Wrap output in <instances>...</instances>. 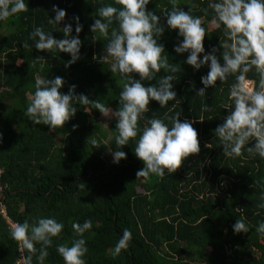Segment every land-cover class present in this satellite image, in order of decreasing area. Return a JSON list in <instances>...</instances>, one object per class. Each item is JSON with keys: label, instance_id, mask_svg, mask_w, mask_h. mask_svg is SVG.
Masks as SVG:
<instances>
[{"label": "trees", "instance_id": "16d2710c", "mask_svg": "<svg viewBox=\"0 0 264 264\" xmlns=\"http://www.w3.org/2000/svg\"><path fill=\"white\" fill-rule=\"evenodd\" d=\"M209 2L212 0H176L177 7L201 18L206 29L205 53L219 48L220 40L225 39L222 27L208 26L214 15L211 9L204 11ZM25 3L27 11L0 21V167L1 180L7 185L2 202L6 213L17 223L54 218L64 224L60 236L53 238L47 249L49 255L44 264H64L57 245L71 246L76 238L72 224L86 220L92 222L83 237L88 249L86 264H264V236L256 232L264 222V208L259 207L264 203V159L251 158L246 150L236 158L223 155L215 129L228 114L224 106L230 103L229 89L235 78L218 81L215 88L207 89L206 96L196 95L204 87L201 77L207 75L209 68L205 65L195 70L186 63L188 53L174 51L183 38L178 30L166 26L164 13L172 10L171 0H150L147 10L165 25L158 41L165 48L162 55L180 69L172 82L176 99L163 108L151 101L150 111L143 114L138 127L142 131L150 118L162 119L171 127L166 117L181 112V122H193L201 151L185 159L176 173L169 175L165 170L163 178H137V171L144 167L134 152L139 133L119 149L126 153V159L114 163L117 120L113 118L104 128L100 119L106 117L92 105L74 102L75 116L55 132L46 125H34L25 114L36 78L57 76L65 81L62 93L67 94L75 85L76 95L83 94L90 101L118 110L119 94L126 80L119 72H111V60L103 59L107 39L91 32L98 9L117 6L114 0ZM54 6L66 11L59 25L48 23L55 18ZM75 17H79L82 26L78 37L82 42L80 58L66 68L69 54L38 51L29 34L42 27L54 38L63 39L62 29L71 24V35L76 36ZM25 42L27 49L23 47ZM166 74L162 69L154 80L142 83L151 86ZM247 78L258 80L254 72L248 73ZM206 106L212 110L205 111ZM73 125L77 127L74 129ZM107 134L110 159L102 157L96 147ZM237 219L245 222L247 233L234 232ZM124 229L131 232L132 239L127 249L114 255ZM10 232L0 216V264H17L21 255ZM36 247L39 249L40 245ZM33 264H38L35 257Z\"/></svg>", "mask_w": 264, "mask_h": 264}, {"label": "clouds", "instance_id": "9594fccd", "mask_svg": "<svg viewBox=\"0 0 264 264\" xmlns=\"http://www.w3.org/2000/svg\"><path fill=\"white\" fill-rule=\"evenodd\" d=\"M150 0H114L113 5L98 9V19L91 25L93 34L99 33L107 39L104 60H111V72L119 74L126 80L119 94V108L113 111L99 101H90L83 94H75V85L70 86L67 94L60 89L65 81L57 76L54 79L35 80V91L30 96L26 115L34 125H46L55 132L63 128L76 114L74 102L82 105H92L106 118H115L117 135L115 143L117 150L112 152L114 163L126 159V153L119 149L128 145L131 139L136 142L135 155L144 164L143 169L136 173L137 178L156 175H169L181 168L185 159L198 155L201 151L198 132L192 126L193 122L179 119L181 112H176L166 118L171 127L159 118L147 119L142 131L138 121L144 118V113L150 111L151 101L159 103L161 108L176 99L173 81L180 69L174 63H169L163 44L159 43L165 31V25L160 23V17L147 10ZM172 10L166 11V26L170 30H178L182 41L175 46L177 54L188 53L186 63L199 70L207 65V75L201 77L204 87L196 91L197 96H206L209 87L215 88L217 82L224 83L234 77L230 86L229 104L224 107L228 114L223 123L215 129V136L222 145L223 155L236 158L246 150L249 157L264 159V0H212L208 9L214 13L211 23L215 28L223 29L225 39L220 40V47H213L205 53L204 39L206 29L202 26L200 17H194L189 11L177 7L176 0H171ZM25 0H0V21L27 11ZM55 18L49 19V24L59 25L66 17V11L53 7ZM76 20V36H72L71 24H67L62 32L63 39H56L51 32H45L42 27H36L29 39L35 41V48L41 52L67 53L71 59L65 64L69 67L80 57L82 31L79 17ZM115 25V27H112ZM111 33L109 35V29ZM38 38V39H37ZM93 39L96 40L95 35ZM27 49V42L23 44ZM222 49V51H221ZM220 52V57L217 56ZM201 54L203 58L201 59ZM95 58V57H94ZM222 58V62H221ZM39 59H44L40 56ZM168 73L156 80L155 84L145 86L142 81H152L161 70ZM254 72L258 77L256 82H250L247 74ZM139 78H134V75ZM208 106L205 111H211ZM199 119V122H202ZM77 126L73 125L75 129ZM2 142V134H0ZM247 146V147H246ZM210 147V144L206 145ZM3 199V198H2ZM264 208V203L259 205ZM92 227L90 220L73 223L74 238L71 246L57 245V252L63 258L64 264H86L87 254L84 234ZM64 224L54 218H39L30 224L11 225V238L17 242L20 259L17 264H33V257L38 264H44L49 255L47 249L52 246L53 238H58ZM236 234L247 233L249 228L242 219H237L233 225ZM256 232L264 236V222L256 228ZM132 239L128 229L123 230L122 237L117 242L114 255L122 249H127ZM40 248L37 249L36 245ZM26 253V255H25Z\"/></svg>", "mask_w": 264, "mask_h": 264}, {"label": "built area", "instance_id": "2783aa9c", "mask_svg": "<svg viewBox=\"0 0 264 264\" xmlns=\"http://www.w3.org/2000/svg\"><path fill=\"white\" fill-rule=\"evenodd\" d=\"M250 81V80H249ZM252 82V81H250ZM1 175H2V168L0 167V196L4 193V191L7 188V185L2 182L1 180ZM3 199H0V216L5 224V226L8 229H11V225L13 223H17L16 221H14L7 213H6V206L5 204L2 202ZM20 259V258H19Z\"/></svg>", "mask_w": 264, "mask_h": 264}, {"label": "rangeland", "instance_id": "374dc122", "mask_svg": "<svg viewBox=\"0 0 264 264\" xmlns=\"http://www.w3.org/2000/svg\"><path fill=\"white\" fill-rule=\"evenodd\" d=\"M208 26L211 27L212 23H208ZM113 118H101L100 122L102 123V126L106 128L109 124V121L112 120ZM109 138V134H107L104 138L101 139L100 144H97L96 147L97 149L100 148L99 153L101 154L102 157H105L106 159H110L109 151H107V140ZM101 145V147H100ZM95 147V149H96Z\"/></svg>", "mask_w": 264, "mask_h": 264}, {"label": "water", "instance_id": "95a60500", "mask_svg": "<svg viewBox=\"0 0 264 264\" xmlns=\"http://www.w3.org/2000/svg\"><path fill=\"white\" fill-rule=\"evenodd\" d=\"M5 196V193H3L1 196H0V199L4 198Z\"/></svg>", "mask_w": 264, "mask_h": 264}, {"label": "bare ground", "instance_id": "6f19581e", "mask_svg": "<svg viewBox=\"0 0 264 264\" xmlns=\"http://www.w3.org/2000/svg\"><path fill=\"white\" fill-rule=\"evenodd\" d=\"M3 201V200H2Z\"/></svg>", "mask_w": 264, "mask_h": 264}]
</instances>
